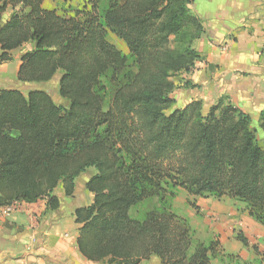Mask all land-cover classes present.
<instances>
[{"label":"trees","instance_id":"trees-1","mask_svg":"<svg viewBox=\"0 0 264 264\" xmlns=\"http://www.w3.org/2000/svg\"><path fill=\"white\" fill-rule=\"evenodd\" d=\"M192 1L86 0L62 13L42 0H0V63L32 42L16 78L43 83L60 71L58 93L68 102L41 88H0V206L44 200L56 209L55 188L71 196L75 179L93 167L85 183L92 202L74 210L76 243L102 264H141L152 255L159 264H212L221 256L218 239L195 240L173 211L179 189L242 201L264 226V109L260 142L251 115L226 96L206 113L200 100L173 107L172 77L199 58L192 44L203 26ZM235 238L249 246L241 231ZM251 248L264 264V250Z\"/></svg>","mask_w":264,"mask_h":264},{"label":"crops","instance_id":"crops-1","mask_svg":"<svg viewBox=\"0 0 264 264\" xmlns=\"http://www.w3.org/2000/svg\"><path fill=\"white\" fill-rule=\"evenodd\" d=\"M85 1L42 0V6L70 13L71 9L81 8ZM190 10L203 26V33L192 44L199 58L191 71L173 76L177 85L171 93L173 107L181 108L200 100L201 110L206 113L220 96H226L249 113L251 119L258 120L264 109V0H193ZM10 12L8 9L5 18ZM32 48V42L24 43L11 51V61L0 63V75L5 76L0 77V88H15L26 94L39 87L16 78L20 56ZM10 63H15L13 73L9 72ZM187 81L191 86L184 85ZM93 174L90 168L82 172L75 179L71 196H66L61 186L56 187L53 192L59 200L56 209H47L44 200L31 204L14 202L10 211L6 205L0 206V264H102L83 257L76 243L79 224L75 222L74 210L92 202L93 195L85 183ZM207 200H203L201 207L197 205V211L215 213L217 206ZM222 211H225L220 214L223 221L212 227L220 234L221 247L226 253L233 252V248L249 247L243 246L235 234L237 231L247 234L244 228L251 217L235 209ZM237 219L242 220V227L235 231L231 225ZM192 222L200 226L197 220L189 221ZM141 264H159V260L152 255Z\"/></svg>","mask_w":264,"mask_h":264},{"label":"rangeland","instance_id":"rangeland-1","mask_svg":"<svg viewBox=\"0 0 264 264\" xmlns=\"http://www.w3.org/2000/svg\"><path fill=\"white\" fill-rule=\"evenodd\" d=\"M107 38L109 41L115 44L120 50H122L123 52H127L126 45L122 40L118 39L111 33L108 34ZM8 67H9V72H12L13 69H15V63H10ZM60 73L61 72L59 71L49 81L43 83H36L35 86H39L38 88L46 90L57 104L67 106L68 105L67 100L62 98L58 93V80L60 77ZM0 77H5V76L1 74ZM251 125L255 128L259 141L262 142L263 134L258 126L257 119L255 118L251 119ZM90 171H93L95 173V169L93 167L90 168ZM189 199L191 201H194L195 207L197 208H199V206L201 207L203 200L208 199L207 202L213 203L214 206H217V210H215V213H211V212L208 213L205 210H201L200 212H198L197 208L189 204L188 202ZM154 203H155V198L152 199L151 201L142 203L139 207L132 210V215L137 216L140 213V211H142L145 208H149ZM172 208L177 215L186 218L188 222L192 219H195L200 223V226L198 223H193V222L189 223V225L193 231L194 239L205 243L211 239H218V235L220 234H218V231L216 232L215 230H213L212 227L213 224L217 225L218 223H221L223 221L222 215H220L223 212H225L222 211L223 208L225 210L235 209L237 211H240L241 213L247 212L246 204L244 202L231 198L229 196H223L221 198H214L211 196L193 197V196H189L184 189H179L177 191L175 198L172 200ZM249 219L250 220L248 221L250 224L248 223V225H245L244 228V231L246 230L245 232L247 234H244L242 232V234L246 235L248 239L249 247L241 248L239 250L233 248L232 249L233 252L226 253L220 245L219 248L222 251V254L221 256L213 259L212 264H259L258 263L259 256H257V254L252 250L251 246L256 245L259 250L261 251L264 250V226L261 225L256 220H254L252 217ZM255 225H257V227ZM241 227H242L241 219L235 220L234 223L231 225V228L235 231H237L236 230L237 228L240 229ZM226 232L227 235H229L228 226Z\"/></svg>","mask_w":264,"mask_h":264},{"label":"built area","instance_id":"built-area-1","mask_svg":"<svg viewBox=\"0 0 264 264\" xmlns=\"http://www.w3.org/2000/svg\"><path fill=\"white\" fill-rule=\"evenodd\" d=\"M11 207H12V206H10V205H6V209H7L8 211L11 210Z\"/></svg>","mask_w":264,"mask_h":264}]
</instances>
